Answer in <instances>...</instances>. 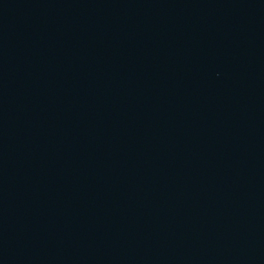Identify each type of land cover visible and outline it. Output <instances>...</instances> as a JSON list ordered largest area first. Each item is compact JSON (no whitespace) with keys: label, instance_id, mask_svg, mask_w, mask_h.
I'll return each instance as SVG.
<instances>
[{"label":"water","instance_id":"1","mask_svg":"<svg viewBox=\"0 0 264 264\" xmlns=\"http://www.w3.org/2000/svg\"><path fill=\"white\" fill-rule=\"evenodd\" d=\"M0 264H264V0H0Z\"/></svg>","mask_w":264,"mask_h":264}]
</instances>
